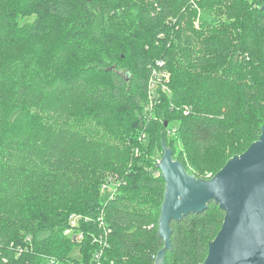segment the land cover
Listing matches in <instances>:
<instances>
[{
    "label": "trees",
    "instance_id": "1",
    "mask_svg": "<svg viewBox=\"0 0 264 264\" xmlns=\"http://www.w3.org/2000/svg\"><path fill=\"white\" fill-rule=\"evenodd\" d=\"M263 6L0 0V264H94L97 252L102 264H154L166 183L145 154L148 128L122 134L155 113L161 148L164 139L197 178L246 151L264 123ZM84 42L98 52L84 55ZM127 57L136 64L122 72ZM224 218L211 202L172 220L165 264L203 263Z\"/></svg>",
    "mask_w": 264,
    "mask_h": 264
},
{
    "label": "water",
    "instance_id": "2",
    "mask_svg": "<svg viewBox=\"0 0 264 264\" xmlns=\"http://www.w3.org/2000/svg\"><path fill=\"white\" fill-rule=\"evenodd\" d=\"M261 129L259 139L210 178L188 173L162 140L163 155L156 166L166 183L159 219L165 245L154 264H165L171 249V221L202 212L211 202L225 211V218L201 264H264V123Z\"/></svg>",
    "mask_w": 264,
    "mask_h": 264
},
{
    "label": "rangeland",
    "instance_id": "3",
    "mask_svg": "<svg viewBox=\"0 0 264 264\" xmlns=\"http://www.w3.org/2000/svg\"><path fill=\"white\" fill-rule=\"evenodd\" d=\"M35 18H36V16L33 15V13L27 14V15H24V17L20 20V22L24 26H31L34 23ZM76 48L78 50H82L84 55H89V56L94 55V54H96L98 52V48L94 47L92 45V43H85V42L84 43H77ZM137 50H138V52L141 51L138 48H137ZM125 64H127L126 66L129 65V67H125V66L121 67V66H119V70H121L122 72H124L126 69L132 70L134 68V65L136 64V62L134 61V59L132 57H129V58L127 57L123 61V64H121V65H125ZM130 66H133V68L130 67ZM154 79H157V78H154ZM159 81H162V80L159 79ZM154 87L156 88V86H154ZM163 89H164V87H163ZM145 112H147V110L144 111L143 115L147 114ZM156 116H155V113H154V115H152V118H154V119H152V122H150L149 124L148 123H144L143 128L135 127V128H133V130H134L133 133L129 132V134H128V132H126V133L122 134V139L124 138V141L126 142L128 136H131L132 134H134V135L139 134L141 130H145V129L148 128V131L141 132V135L146 137L144 146H146V153H145L146 157L150 158V162L149 163H151V160H152L153 163H157L161 159V157L163 155V150H162L160 144L158 143V139H157V137L160 134L159 133L160 121H158L159 119H157L158 117H156ZM146 120H148V117H147ZM178 125H179V120L178 119H174V120H172L169 123L168 126H166L168 128L167 129V131H168V135L167 136H169V138L171 140L170 142L175 144V153L176 154L179 153L182 150V148H183L182 142L179 140V137H178V134H177ZM151 127H154L156 129V133L153 132L155 134L153 139H151V132H150V128ZM231 155H232V153H230V151H228L227 156L230 157ZM208 160L210 161L211 159H204L202 161L203 164L206 165V162ZM206 168H208L207 170L211 169L209 167H205V169ZM70 224H72V225H69V227H66V229H64V228L62 229L64 231V233L71 234V232H73L74 226L76 224L72 223V220L70 221ZM58 229L61 230V227H59ZM71 255L73 257H76V258H80L81 257V252H80V249H79L78 245H76L73 248Z\"/></svg>",
    "mask_w": 264,
    "mask_h": 264
},
{
    "label": "built area",
    "instance_id": "4",
    "mask_svg": "<svg viewBox=\"0 0 264 264\" xmlns=\"http://www.w3.org/2000/svg\"><path fill=\"white\" fill-rule=\"evenodd\" d=\"M165 75H166V74H165ZM154 76L157 77L156 74H154ZM151 83H152V86H154V83H155L154 79H151ZM212 176H213L212 174H209V175H208V178H210V177H212ZM79 217H82V218L87 219V217H84L83 215H80ZM98 218H99V221H100V225H103L104 227H106V225H105V221H104V219H103V216H100V217H98ZM71 219H72V223H74V224H76L77 221H78L77 216H72ZM106 232H107V231H106ZM81 236H82V235H80L79 237H81ZM102 237H103V236H102ZM94 238H95V240H98L96 236H95ZM99 239H100V238H99ZM101 240H102V238H101ZM100 256H101V252H97V253H96L97 262H95L94 264H102V263L100 262V260H99ZM84 264H85V263H84Z\"/></svg>",
    "mask_w": 264,
    "mask_h": 264
}]
</instances>
